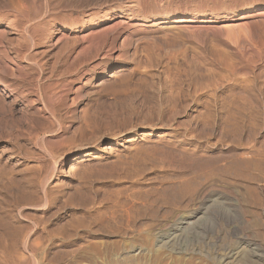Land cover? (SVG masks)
<instances>
[{"label":"rangeland","instance_id":"1","mask_svg":"<svg viewBox=\"0 0 264 264\" xmlns=\"http://www.w3.org/2000/svg\"><path fill=\"white\" fill-rule=\"evenodd\" d=\"M256 151L264 0H0L1 264L264 253Z\"/></svg>","mask_w":264,"mask_h":264},{"label":"bare ground","instance_id":"2","mask_svg":"<svg viewBox=\"0 0 264 264\" xmlns=\"http://www.w3.org/2000/svg\"><path fill=\"white\" fill-rule=\"evenodd\" d=\"M137 6V5H136ZM173 17V16H172ZM198 17V16H196ZM116 24H119L116 23ZM122 24V22H121ZM120 24V25H121ZM100 35V34H99ZM95 39V38H94ZM98 42V41H97ZM97 45V44H96ZM95 45V46H96ZM235 105V104H234ZM89 154H84V157L88 156ZM251 157L250 162H249V166L252 167V169L259 167L258 164V160L260 158V156H264V154H261L259 152H251L250 155ZM74 161V160H73ZM262 164V163H261ZM211 183V182H210ZM213 202V201H211ZM216 205V204H215ZM212 206V205H211ZM211 208V207H210ZM213 209V212H216ZM216 209V208H215ZM217 210V209H216ZM219 210V209H218ZM243 210V209H242ZM220 211V210H219ZM223 211V210H222ZM218 212V211H217ZM237 212V211H236ZM235 212V214H236ZM225 214V212H223ZM215 214V213H214ZM219 214V213H218ZM227 214V213H226ZM223 215V214H222ZM221 215V217H222ZM244 216V215H243ZM235 219V218H234ZM251 222V221H250ZM174 227V226H173ZM170 229V228H169ZM245 229V228H244ZM171 233L168 235V242H164V246L161 247L163 250H165V252H169V253H173L175 256H182L185 255V251L186 249L184 248H180L181 244H180V236L176 235V232L178 231V228H171L170 229ZM169 232V231H168ZM163 235V234H162ZM166 235V234H165ZM164 235V236H165ZM163 236V237H164ZM167 236V235H166ZM165 236V237H166ZM163 240V239H162ZM167 240V239H166ZM235 240V239H234ZM239 240V239H238ZM179 241V244H178ZM241 243V242H240ZM246 243V242H245ZM17 244V243H16ZM234 245V244H233ZM177 246L179 248H177ZM182 247V246H181ZM225 247V246H224ZM219 248L217 249V251H214L212 254V258L211 261H213V264H264V253L262 252V245L259 244H252V245H244L242 246L241 244H236L233 247H230L228 245V247L226 246L225 248ZM160 249V248H159ZM157 250V249H156ZM189 251V250H188ZM191 252H193L192 250H190ZM211 251V252H212ZM167 253V254H169ZM189 253V252H188ZM191 254V253H190ZM196 254V253H195ZM187 255V254H186ZM192 256V255H190ZM197 256V255H196ZM184 257V256H183ZM186 257V256H185ZM6 261V260H5ZM4 261V262H5ZM11 261V260H10ZM7 263V262H6ZM5 263V264H6ZM1 264V263H0Z\"/></svg>","mask_w":264,"mask_h":264}]
</instances>
